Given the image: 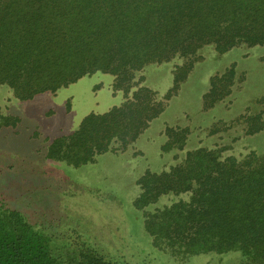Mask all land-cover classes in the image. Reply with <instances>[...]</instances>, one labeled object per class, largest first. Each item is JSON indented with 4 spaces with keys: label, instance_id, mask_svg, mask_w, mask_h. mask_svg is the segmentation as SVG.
<instances>
[{
    "label": "trees",
    "instance_id": "1",
    "mask_svg": "<svg viewBox=\"0 0 264 264\" xmlns=\"http://www.w3.org/2000/svg\"><path fill=\"white\" fill-rule=\"evenodd\" d=\"M258 45H264V0H0V86H8L15 98L56 94L96 72L112 75L113 92L123 94L119 105L87 114L74 131L48 142L44 157L73 167L134 147L207 46L222 55ZM175 61L181 63L173 69V85L160 97L145 85L143 72L148 65ZM244 79L235 63L213 75L202 109L229 103ZM254 102L259 111L249 106L207 129L209 137L242 131L224 145L188 148L191 129L166 125L161 149L174 153L173 162L160 171L146 169L136 181L133 206L151 245L176 263L239 251V264H264V153H232L243 136L264 131V96ZM20 121L0 105V128ZM171 195L187 198L159 206ZM0 264L125 263L99 251L76 229L38 226L23 211L0 203Z\"/></svg>",
    "mask_w": 264,
    "mask_h": 264
},
{
    "label": "rangeland",
    "instance_id": "2",
    "mask_svg": "<svg viewBox=\"0 0 264 264\" xmlns=\"http://www.w3.org/2000/svg\"><path fill=\"white\" fill-rule=\"evenodd\" d=\"M202 55L178 94L134 147L102 154L97 162L81 167L46 159L47 144L74 131L87 114L102 113L122 103L123 94L113 92L114 77L96 72L56 94L46 92L26 101L15 98L8 86H0L2 111L21 118L15 128H0V203L23 211L38 226L65 233L76 229L92 246L125 264H179L151 245L141 212L133 206L139 193L137 179L148 168L160 171L173 162L174 153L161 149L166 125L191 129L188 148L224 145L233 136L243 135L242 131L209 137L207 129L218 119L236 118L249 106L252 112L259 111L261 106L254 101L264 96V45L235 47L222 55L207 46ZM178 63L148 65L143 72L145 85L162 97L173 85V69ZM233 63L238 78L244 73V81H238L229 103L204 111L203 95L210 78ZM250 149L264 153V131L243 136L232 153L241 156ZM181 197L187 198L171 195L159 206ZM242 257L239 251L222 256L206 254L188 264H239Z\"/></svg>",
    "mask_w": 264,
    "mask_h": 264
}]
</instances>
